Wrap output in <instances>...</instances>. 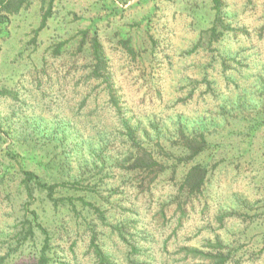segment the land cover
<instances>
[{"label": "rangeland", "instance_id": "1", "mask_svg": "<svg viewBox=\"0 0 264 264\" xmlns=\"http://www.w3.org/2000/svg\"><path fill=\"white\" fill-rule=\"evenodd\" d=\"M44 1L25 0L0 33L1 264H38L46 238L39 224L50 237L51 264H97L88 223L110 242L116 263L124 264L116 252L122 245L108 226L127 218L147 234L140 245L154 256V264H212L189 254L194 249L208 256L231 253L228 264L237 259L264 264V0H224L226 39L212 47L206 32L214 16L212 0H105L107 11L97 7V0H56L66 26L55 41L52 18L40 30L49 0ZM97 15L99 39L128 117L145 127L151 120L173 122L181 115L187 133L200 126L213 146L206 188L182 220L169 174L137 176L129 164L106 160L107 151L97 159L101 136L121 126L113 116L106 119L103 86L82 80L90 47L79 50L77 36ZM128 38L135 58L122 44ZM66 39L70 48L61 55L53 52ZM221 52L233 56L228 76L221 70ZM111 139L119 147L113 152L123 151V141ZM8 147L28 158L25 166L43 179L77 180L83 188L100 183L106 225L95 208L79 201L74 213L55 207L39 189L28 197L21 166L9 157ZM66 189L58 187L57 197L73 193ZM162 210L165 220H160ZM27 220L33 235L17 246Z\"/></svg>", "mask_w": 264, "mask_h": 264}, {"label": "trees", "instance_id": "2", "mask_svg": "<svg viewBox=\"0 0 264 264\" xmlns=\"http://www.w3.org/2000/svg\"><path fill=\"white\" fill-rule=\"evenodd\" d=\"M102 1L105 0H97L96 5L104 11H107V4L101 3ZM121 1L127 4L129 0ZM24 2L25 0H17V2L16 0H0V12H2L0 14V33L4 31L3 25L10 21V16L20 12ZM45 2L46 0L44 3ZM228 8L229 6L226 5L224 0H212L214 16L211 26H209L206 31L209 37L208 44L210 47H212L215 41L219 44L226 39L225 30L228 31V24H226L224 14ZM60 12L61 9L56 8V0H49L47 6L45 7L44 5V15L42 17L40 30H43L52 18V21L56 24L54 33L50 37L52 41H55L61 28L66 26L63 22L64 15H57L60 14ZM70 15L73 14L68 13L66 17H70ZM98 15L90 20L88 29L79 31L78 36L76 34L78 37H76L78 40L77 48L79 50H83L86 45L90 47V57L87 60V71L82 80L85 84L95 81L100 83L99 86H103L107 96V110H104L107 116L106 119L109 118V116H113L119 120L121 126L114 128L109 134L105 133L101 136V145H103V147L100 148L97 159H102L104 153L107 151L109 156L107 157V155H105L106 160H110L112 164L119 162H121V164H129L131 167L128 170L135 173L137 176L145 175L146 177L151 176L158 178L169 174L174 180L173 184L171 181V187H177L175 189L173 201L176 204L177 212L180 213V220H182L187 214V209L192 199L199 198L206 188L209 176L212 172L210 166L214 160V157H212L214 156V152L211 151L213 146L208 140L205 131L200 129V126L196 127L195 125L192 132L187 133L181 115L174 116L175 120L173 122H170V118L163 117L159 122L151 120L145 127L142 126L141 122L133 119V117H128L127 113L124 111L123 98L119 96L115 89L111 69L106 61L104 48L99 39L98 30L102 19L99 18ZM74 18L75 20L79 19L76 14ZM36 40L37 39L34 38L33 41ZM130 40L129 38L124 39L122 44L128 51L129 56L135 58L137 56V51L135 47L130 44ZM70 43L71 40L67 39L57 43L56 46L53 47V52L61 55L67 47L70 48ZM210 51L213 52L212 50ZM232 57H229L223 52L219 55L222 64L221 70L226 76L234 71L231 66L228 65ZM82 102L84 104L86 100L84 99ZM170 123H172L173 126H170ZM149 128L151 129L150 131ZM195 128H197V130ZM111 137H115L117 140L120 138V140L123 141V151H120V153H116L117 150L113 152L114 147H116V149L119 147H117L115 144L116 142H114ZM11 148L12 147L7 148V154L14 162L16 160L18 165L21 166L19 172L23 177L22 183L28 197L33 198V188L39 189V191L46 194L48 201L54 204L55 207H60V205L63 207L67 206L71 208L74 213H78V205L75 202L79 201L82 207L95 208V212L99 215L98 219L106 225V212H103L100 208L105 206L103 200L99 201V197H102V195L99 194L100 183L95 187L83 188L80 187L81 182L77 180L59 184L52 180L43 179L38 172L28 169L25 166L28 158H24L22 153H14ZM209 152H211L210 155ZM34 158L35 156L33 155V159ZM22 162H24V165H22ZM6 173L7 172L4 173V176L7 175ZM58 187H67L68 189L66 190L73 193L69 196L57 197ZM150 197H154L152 192ZM159 215L161 217L160 220H165V210H162ZM33 217L37 219L38 214L33 212ZM27 223L28 224H25L24 231L18 238L17 246L22 245L25 240L33 235V227L30 221L27 220ZM138 223V221L130 222L127 218L120 223L107 226L111 228V235H115L122 245L116 252L121 254L124 264H154L156 261L154 256L147 255V251L143 250L140 245V239L142 238L146 241L147 234L136 227ZM39 228L46 238L38 259V264H51V251L53 252V250L50 247V237L43 225L39 224ZM87 230H89L90 234V249L97 264H117L115 253L113 250L109 249L111 247L110 242H108V240L106 241L103 235L99 236L98 230H96V227L92 223L87 224ZM141 235H145V237ZM216 245L220 246L222 243L218 242ZM116 246H119V244H116ZM17 248L18 247L14 248L13 251H16ZM189 254L196 257L200 256L204 261L209 260L212 264H228L231 259H233L231 253L223 254L220 251L216 255L210 254L208 256L194 249L190 251ZM142 257H146L147 261L143 262L141 260ZM3 260L4 259H1V261ZM235 262L236 264H243L240 259H237Z\"/></svg>", "mask_w": 264, "mask_h": 264}]
</instances>
